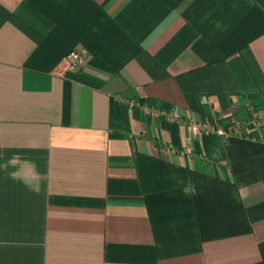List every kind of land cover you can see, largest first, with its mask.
Masks as SVG:
<instances>
[{
	"label": "crops",
	"instance_id": "1",
	"mask_svg": "<svg viewBox=\"0 0 264 264\" xmlns=\"http://www.w3.org/2000/svg\"><path fill=\"white\" fill-rule=\"evenodd\" d=\"M0 264H264V0H0Z\"/></svg>",
	"mask_w": 264,
	"mask_h": 264
},
{
	"label": "built area",
	"instance_id": "2",
	"mask_svg": "<svg viewBox=\"0 0 264 264\" xmlns=\"http://www.w3.org/2000/svg\"><path fill=\"white\" fill-rule=\"evenodd\" d=\"M71 68H74L79 63L82 62V53L78 50H72L67 55ZM116 100L128 103L133 106L135 103L133 101L124 99L122 97L116 96ZM144 113L148 117L157 116L158 114H163L170 121L174 122H182L185 121L184 115L177 109L171 110L169 112H160L158 110H153L149 108H144ZM246 117L248 118L251 126L258 127L261 123L258 113L254 111L251 107L247 109ZM217 118V117H216ZM227 119L230 122V126H227L218 119H215L213 122L204 121L202 123H198L195 121H191L190 125L194 132L202 131L206 134H214L222 138L224 141L227 140L231 134L239 133L242 128V121L237 119L234 114H228ZM231 130V131H230Z\"/></svg>",
	"mask_w": 264,
	"mask_h": 264
}]
</instances>
